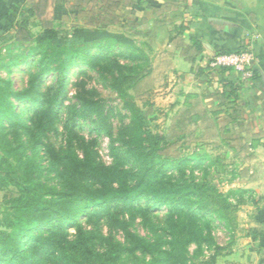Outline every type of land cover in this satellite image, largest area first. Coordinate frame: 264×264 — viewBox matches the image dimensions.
Masks as SVG:
<instances>
[{"label":"rangeland","instance_id":"1","mask_svg":"<svg viewBox=\"0 0 264 264\" xmlns=\"http://www.w3.org/2000/svg\"><path fill=\"white\" fill-rule=\"evenodd\" d=\"M129 3L133 4L127 1L122 6ZM72 4L67 0H35L32 6L40 5L36 16L21 14L15 36L0 45V95L11 87L26 97L15 102L18 117L14 121L20 118V124H3L0 112V162L7 158L25 176L30 161H36L40 165L36 173L39 184L58 192L79 194L122 182L134 186L148 176L150 162L164 160L169 168L167 187H172L178 177L205 183L212 189L203 194L204 202L188 205L174 198L171 207L150 213L149 209L157 204L140 197L138 207L143 208L132 211L121 206H114L111 211L89 209L81 227L98 249L102 250L101 237L128 246L124 235L127 229L155 243L160 252H166L162 258L169 261L164 264H193L192 259L201 264L213 253L212 249L200 248V241L190 245V239L175 241L170 235L189 233L198 221L188 214L197 213L200 208L202 211L197 215L203 219L204 227L210 221L215 225L211 229L216 244L230 248V255L239 248L246 251L250 246L247 239H252L247 237L248 232L252 229L264 232V224L257 221L264 208V142L256 149L250 147L252 136L258 134L262 139L264 132L243 131L239 126L249 124L244 116L243 121L229 120L234 108H240L237 102L236 105L218 100L209 102L201 88L196 92L189 87V66L184 64L189 59L170 45V39L177 34L175 27L183 22V17L175 14L184 8V0H167L163 7H154L151 12L121 6L111 25L103 27L109 34L106 44L90 53V65L71 70L63 87L61 75H41L42 65L36 63L34 55L10 64L12 57L47 44L41 40L46 30L61 40H72L81 28L94 36L97 27L89 12L78 15L71 9ZM92 8L90 5L86 10ZM155 8H159L157 12ZM26 17L25 31L21 30V24ZM20 31L24 33L19 35ZM17 37L27 38V42L14 46ZM121 41L123 46L117 47ZM119 65L124 68L122 79L129 102L140 111L147 131L163 138L160 146L168 144L154 157L147 150L142 153L136 149L130 138L135 130L133 114L116 89L102 77L103 74L111 81L120 79ZM32 97L38 103L28 102ZM154 169L156 173L164 168L156 165ZM232 191L251 193L241 198L230 196ZM17 197L18 190L14 187L0 191V229ZM255 202L258 204L254 205ZM211 208L221 209L227 215L230 229L217 217H210ZM173 210L176 211L172 214ZM76 236V227H71L69 236L60 237L57 242L65 246L76 241ZM174 241L180 248L178 251L173 249ZM49 254L48 247L39 263L30 264H65L64 257ZM119 264H151V260L140 252L128 253Z\"/></svg>","mask_w":264,"mask_h":264},{"label":"trees","instance_id":"2","mask_svg":"<svg viewBox=\"0 0 264 264\" xmlns=\"http://www.w3.org/2000/svg\"><path fill=\"white\" fill-rule=\"evenodd\" d=\"M127 1L132 0H67L68 3L73 2L71 9L76 11L78 15H82L85 11L86 13L89 12L91 22L97 27L95 29L97 33L94 36H89L86 29L81 28L74 35V38L69 41L61 40L51 30H46L41 40L47 42V44L40 46L38 49L31 48L29 51H25V54L12 57L10 64H18L22 59L34 55L36 63L42 65L40 68L41 75L57 73L62 77L61 87L65 86V77L69 75L70 71L81 68L83 65H90V53L94 50H101L103 44H106L104 41L109 34L104 32L103 27L111 25L112 17L116 15L122 4ZM90 5H93L94 8L87 11L86 9ZM149 7L154 8L151 5ZM39 8L40 5L31 6L27 13L23 12L22 14L32 18L36 16ZM158 9L155 8L154 11L157 12ZM95 10H98V12L96 13ZM27 17L21 24V30H25L28 27ZM175 30L177 34L170 41H173L176 36L182 35L185 32V27L183 25L176 26ZM21 33L24 32L20 31L19 35ZM24 42H27V38L20 40L17 37L14 46ZM123 42L118 43L117 47H122ZM127 42L129 43V41ZM230 53L233 52L223 54ZM118 68L120 79H112L111 81L107 77L108 75L103 74L102 77L116 89L133 114L135 130L130 138L136 149H139L142 153L147 150V154L154 157L157 152L164 151L168 144L160 146L163 138L152 136L147 131L140 111L129 102L131 99L124 86L125 81L122 79L124 68L121 65ZM225 70L228 69H222L221 71ZM255 79L256 73L252 81ZM223 95L226 96L228 101L234 99V102L231 101L236 105L238 99L236 89L231 88L229 92L227 91ZM25 99L24 93L15 92L11 87L8 91L1 93L0 112L2 113L3 124H20V118L16 122L14 121V118L18 117V112H15V102ZM28 102L38 103L36 97H32ZM228 116L230 121H236L237 118L244 120L242 118L243 113L236 107ZM239 127L243 130L242 125ZM258 140L259 137L257 135L252 136V143H256ZM250 147L254 149L255 145L251 144ZM165 162L160 159L156 164L150 162L148 164L150 167L148 176L139 179L134 186H129L128 183L122 182L117 184V186H105L97 190L87 189L79 194H70L58 192L54 188H47L45 185L39 184L36 180V173L40 169V165L36 161H30V168L27 169V174L21 176L13 164L7 158H3L0 162V191L14 187L18 190V197L13 201L12 211L5 217L2 224L3 227L0 229V264L39 263L41 256L47 251L48 247L49 256L55 257L58 255L64 257L65 264H119L128 253L136 254L137 252L150 256L151 264H164L167 260L169 261V259L162 258V255L166 254V252H160L155 243L149 242L127 229L124 235L128 246H123V244L115 240L101 237L100 247L102 250L100 251L93 238L84 232L81 227L87 210L103 208L105 211H111L114 206H121L122 209L130 208L132 211L137 208H143V206L138 207L140 197L143 200L157 204L154 208H148L150 213L153 210H160L162 207H171L173 204L171 199L174 198L177 202H187L188 205H199L204 202L203 194L212 189H209L205 183L200 184L193 180L188 182L184 178L178 177V181L172 187H167L165 180L168 177L166 175L169 168L165 167ZM156 165L163 167V171L159 169L155 173L154 167ZM247 193L251 192L232 191L229 195H240L242 198ZM88 203L89 205L87 206ZM257 204L258 202L254 203V205ZM145 206L148 207V205ZM174 211L176 210L171 211L172 214ZM201 211L202 209L199 208L197 213ZM197 213L192 214L189 212L188 214L190 219L198 221V224L189 233H182L181 236L173 232L170 235L175 241L176 239L182 241L190 239L189 245L200 241V248L206 246L208 250H213V253L209 254L200 263L216 264L219 258L229 256L232 250L223 248L215 243L211 229L215 225L210 221L207 222L208 225L205 228L201 223L203 219L199 218ZM209 214H211L210 217H217L220 222L223 221L224 225L230 229V220L221 209L211 208ZM100 219L101 217L99 216L98 220ZM71 227H76L77 240L62 246L57 242V239L60 237L66 239L69 236ZM247 237H264V232L259 229H252L248 232ZM36 245H38V248ZM181 246H183L184 251H187L184 244H181ZM173 249L174 251L180 249L176 242ZM172 259L174 258L172 257ZM192 261L195 264L193 259Z\"/></svg>","mask_w":264,"mask_h":264},{"label":"crops","instance_id":"3","mask_svg":"<svg viewBox=\"0 0 264 264\" xmlns=\"http://www.w3.org/2000/svg\"><path fill=\"white\" fill-rule=\"evenodd\" d=\"M34 1L0 0V45L15 36L20 15L27 12ZM132 2L122 8L151 12L150 5L163 7L167 0ZM184 3L181 12L175 15L183 17L180 25L185 27V32L176 36L170 45L176 46L180 54L189 59L184 62L189 66V87L196 92L201 88L203 95L210 98L209 102L226 103L234 99L228 101L223 94L231 88L236 89L239 109L249 119L243 130L264 132V0H184ZM241 48L254 53V81L243 82L232 70L211 72L207 69L208 62L216 55ZM261 142L264 138L250 145L254 144L256 149ZM257 221L264 224V208ZM247 243L250 246L246 251L239 248L232 255L219 258L217 264H264V237L247 239Z\"/></svg>","mask_w":264,"mask_h":264},{"label":"built area","instance_id":"4","mask_svg":"<svg viewBox=\"0 0 264 264\" xmlns=\"http://www.w3.org/2000/svg\"><path fill=\"white\" fill-rule=\"evenodd\" d=\"M254 54L245 49L230 54H218L207 64V69L211 72H219L222 69H228L239 74L243 82H251L255 76L253 69Z\"/></svg>","mask_w":264,"mask_h":264}]
</instances>
